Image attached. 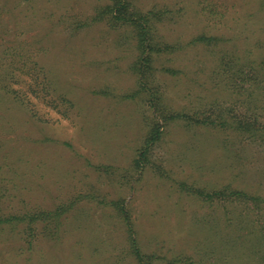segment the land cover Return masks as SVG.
<instances>
[{"label": "rangeland", "instance_id": "obj_1", "mask_svg": "<svg viewBox=\"0 0 264 264\" xmlns=\"http://www.w3.org/2000/svg\"><path fill=\"white\" fill-rule=\"evenodd\" d=\"M111 3L0 0V264H264V139L195 123L264 128V0H121L152 70Z\"/></svg>", "mask_w": 264, "mask_h": 264}, {"label": "trees", "instance_id": "obj_2", "mask_svg": "<svg viewBox=\"0 0 264 264\" xmlns=\"http://www.w3.org/2000/svg\"><path fill=\"white\" fill-rule=\"evenodd\" d=\"M122 5H123V7L121 9ZM124 8H125L124 4H121V0H112L111 5L105 6L103 8V10H101L100 12L98 11L96 17H99L101 19L103 17V15L108 16V18L111 19V22H113V24H115L117 26L120 24H126V23L136 24L137 27H139V31L137 32V39H139L138 47L142 49L140 56H139V63H140L139 67H141L143 65V66H146L148 69H151L152 62L154 61V55L161 54L162 52H161V48H159V46H161L159 44V42L157 41L155 43L153 38H151L153 36H151L149 38V36H150L149 34L152 31V24L150 23V18L148 17L149 13L144 14V15H140L138 18H136V20L135 19L129 20L128 18H124L123 16H121V11ZM193 41L195 43H202L203 45H209L211 43H212V45H215V43H216L215 38L206 37V36H199V37L195 38ZM168 53H170V52H168ZM263 60H264V58H263ZM32 65L35 67V64L31 63L29 71L35 72L36 70H35V68L32 67ZM37 71L39 73L42 72V70L40 68L37 69ZM22 95L24 98L21 99L17 95V93L14 92V98L18 99V100L20 99L19 100L20 102H23V99L27 100V98H25L26 94L22 93ZM220 117L218 116L216 118V121L215 120H209V119H211L210 116L204 117L203 119L196 120L195 123H199V124H203V125H215V124H217L221 128H224L227 130L232 129L233 131H235V130L242 131L243 133L247 134V136L249 138H252V139H255V137H259L260 139H264V128L263 129L256 128L255 125L250 124V123H244V126L246 128H243L242 126H238L240 123L233 126V125L229 124L230 120L228 119V117L226 119L223 118L224 122H221V121L218 122ZM159 135H160V130L155 129L152 132V134L150 135L148 142L152 143L155 139H158ZM218 193L214 192L213 194H218ZM231 193H232V195L243 196L245 198L247 196L244 192H240V191H233ZM251 199H253L256 202H264V199H261L259 197H254ZM255 206H256V208H261V210H263L264 204H255ZM50 214L51 213H46V212H27L25 214L23 213L22 215H17V216L13 215V216H8L6 218L0 217V224L11 223L13 221H17V222L21 221L22 223L26 224V226H25L26 231L31 232L33 229L32 224L35 223V221L38 220L40 216H45V217H47L46 219H49ZM54 215L57 216V213H55Z\"/></svg>", "mask_w": 264, "mask_h": 264}]
</instances>
